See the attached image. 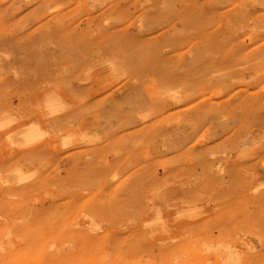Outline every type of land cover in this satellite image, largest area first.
<instances>
[{
  "label": "bare ground",
  "instance_id": "6f19581e",
  "mask_svg": "<svg viewBox=\"0 0 264 264\" xmlns=\"http://www.w3.org/2000/svg\"><path fill=\"white\" fill-rule=\"evenodd\" d=\"M226 3L0 0V264H264L262 90L222 101L264 9Z\"/></svg>",
  "mask_w": 264,
  "mask_h": 264
},
{
  "label": "rangeland",
  "instance_id": "374dc122",
  "mask_svg": "<svg viewBox=\"0 0 264 264\" xmlns=\"http://www.w3.org/2000/svg\"><path fill=\"white\" fill-rule=\"evenodd\" d=\"M213 1V0H212ZM212 12H211V26H210V29H211V32L215 30V25H214V10H213V2H212ZM235 6H237V9L240 11V15H244L246 16L248 10L252 7L254 8V10H257V9H264V0H227V3L226 5L224 6L225 9L223 10H220L219 13L222 14L224 12H232L234 11L235 9ZM256 12V11H254ZM260 14H264V10L262 11H259L256 15H260ZM240 20L239 18L234 20L232 23H231V29L232 30H235L237 29L239 26H241V24H239ZM240 41H244V45H248L249 46V41H245L244 39L243 40H240ZM260 44H263L264 43V40H263V37L260 38V41L258 42ZM252 48H255V46H252L250 47L249 49L251 50ZM211 83H214L215 82V76H216V73H211ZM14 80L17 81V77H12ZM248 80V76H245L244 77V82L245 83L246 81ZM238 86H241V85H238ZM263 87H264V83L261 84L260 86H258L257 88H254L252 86H241V87H234L233 90L231 92H229L228 96H226L225 98L222 99V101H225L227 100L230 96L238 93V92H246L247 95H253L255 93H258V91L262 90V93L260 94L261 97L264 98V90H263ZM217 100H219L218 98H214L212 99V104H216L217 103ZM246 116V118L242 119L240 122H227V123H224L226 125H230L231 128L235 127V126H245L247 127L248 125H250V123H255L257 122L258 120L254 119V115L255 113L253 112H248L246 114H244ZM263 117H264V114H263ZM232 133H230V135H232ZM261 135H264V132L261 134Z\"/></svg>",
  "mask_w": 264,
  "mask_h": 264
}]
</instances>
